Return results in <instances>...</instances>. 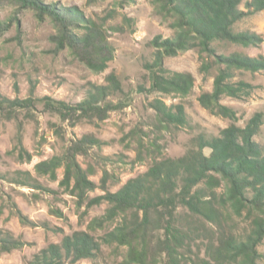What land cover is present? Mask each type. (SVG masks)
Segmentation results:
<instances>
[{
    "label": "rangeland",
    "instance_id": "374dc122",
    "mask_svg": "<svg viewBox=\"0 0 264 264\" xmlns=\"http://www.w3.org/2000/svg\"><path fill=\"white\" fill-rule=\"evenodd\" d=\"M43 1L76 7L86 17L104 24L115 56L103 72L96 73L70 49L55 50L51 37L57 29L49 17L39 20L34 10L0 0V22L15 17L19 21L0 35V90L11 99H33L29 107L0 113V239L11 235L25 242L22 247L0 253V264H31L41 249L61 243L65 234L88 231L101 240L121 223L123 217L118 216L101 228L90 229L91 220L102 216L109 203L90 208L86 204L78 206L77 198L60 184L63 167L57 170L56 180L35 170L38 162L62 156L73 142L85 135L94 136L99 143L88 146L87 153H80L77 159L85 169L92 170L90 177L97 184L105 176L107 188L112 192L145 173L154 161L179 158L197 148L200 136L208 139L219 136L233 122L244 127L258 112L263 114V123L254 140L264 147V70L236 71L232 80L250 83L252 92L241 98L223 96L222 103L237 112V120L233 121L211 113L199 102L202 92L213 90L218 68L213 67L208 74L201 72L202 60L197 48L164 59L165 68L189 72L195 77V87L189 95L180 97L148 90L152 77L146 65L154 60L155 52L151 41L159 34L174 36L168 23L156 13L153 0ZM247 1L242 0L241 9H246ZM234 29L256 32L263 42L248 47L216 42L219 54L264 56V10L241 19ZM76 31L81 34L83 29ZM112 72L117 74L122 89L108 97L116 108L110 110L106 119L83 118L72 125L46 109V96L75 104L87 97L92 84H107L106 78ZM142 87L145 91H141ZM155 99L164 100L168 106L182 104L185 124L162 123L151 105ZM21 147L31 153V159H27ZM204 152L209 155L211 150L205 148ZM218 192H224V185ZM103 193L98 188L90 195ZM248 196H252L251 191ZM59 210L63 217L55 214ZM18 211L29 221L22 222ZM253 214L249 216L244 210L243 215H237L231 208L224 223L226 232L245 239L252 231ZM205 242L193 243L194 252L201 257H206ZM258 251L257 264H264V239ZM126 253V246L103 242L97 257L66 264H125Z\"/></svg>",
    "mask_w": 264,
    "mask_h": 264
},
{
    "label": "trees",
    "instance_id": "16d2710c",
    "mask_svg": "<svg viewBox=\"0 0 264 264\" xmlns=\"http://www.w3.org/2000/svg\"><path fill=\"white\" fill-rule=\"evenodd\" d=\"M9 1L34 10L39 20L49 17L57 29L51 37L55 50L70 49L92 71L103 72L114 59L115 50L107 28L78 8L60 7L43 0ZM241 3L242 0H153L156 13L168 23L174 36L159 34L151 41L155 52L154 60L146 65L152 77L148 90L180 97L189 95L195 87V77L189 72L165 68L164 59L197 48L202 60L201 72L208 74L213 67L218 68L213 90L202 92L199 102L215 115L237 120V112L222 103V98L250 95L252 85L244 80L233 81L236 71L264 70V56L219 54L215 47L216 42L223 41L245 47L263 42L260 34L236 31L234 26L246 16L264 10V0L247 1L245 10L240 8ZM15 21L19 22L16 17L0 22V35ZM79 29H83L81 34L76 31ZM106 79L107 84H92L87 97L80 102L69 104L46 96L45 107L72 125L83 118L104 120L116 108L108 97L122 89L115 72ZM31 105L32 98L11 99L0 90V113ZM151 105L162 123L185 124L182 104L168 106L164 100L155 99ZM262 123L263 114L258 112L244 127L233 122L219 136L209 139L200 136L197 148L179 158L154 161L145 173L129 179L115 192L108 190L105 176L100 184L92 180V170L85 169L77 159L80 153H87L88 146L99 143L94 136L85 135L73 142L62 156L38 162L35 170L53 180L57 179V170L64 168L60 184L77 198L78 206L86 204L90 208L109 203L102 216L91 220L90 229L101 228L118 216L123 218L101 240L88 231L65 234L61 243L41 249L31 264H66L95 258L102 251L103 242L126 246L125 264H257L258 245L264 239V147L254 136ZM205 148L211 150L209 155ZM21 149L27 159L32 158L30 152ZM223 185L224 192L219 193ZM98 188L104 193L91 196ZM231 208L237 215H243L244 210L249 216L254 212L252 231L245 239L224 228ZM18 214L22 222L29 221L21 211ZM55 214L64 216L61 210ZM199 240L206 241V257L194 252L193 243ZM0 242V253L25 245L11 235Z\"/></svg>",
    "mask_w": 264,
    "mask_h": 264
}]
</instances>
